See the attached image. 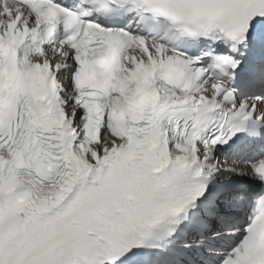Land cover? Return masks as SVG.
I'll list each match as a JSON object with an SVG mask.
<instances>
[{
    "label": "snow or ice",
    "instance_id": "1",
    "mask_svg": "<svg viewBox=\"0 0 264 264\" xmlns=\"http://www.w3.org/2000/svg\"><path fill=\"white\" fill-rule=\"evenodd\" d=\"M0 264H264V0H0Z\"/></svg>",
    "mask_w": 264,
    "mask_h": 264
}]
</instances>
